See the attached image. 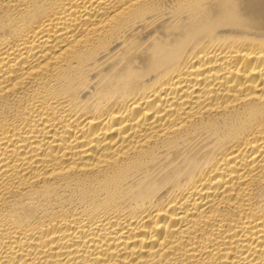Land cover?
<instances>
[{
  "label": "bare ground",
  "instance_id": "1",
  "mask_svg": "<svg viewBox=\"0 0 264 264\" xmlns=\"http://www.w3.org/2000/svg\"><path fill=\"white\" fill-rule=\"evenodd\" d=\"M0 264H264V0H0Z\"/></svg>",
  "mask_w": 264,
  "mask_h": 264
}]
</instances>
